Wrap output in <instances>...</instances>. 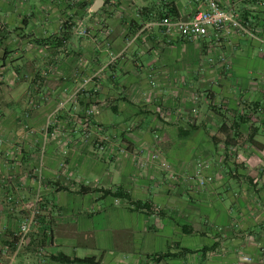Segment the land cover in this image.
Wrapping results in <instances>:
<instances>
[{"label": "crops", "instance_id": "crops-1", "mask_svg": "<svg viewBox=\"0 0 264 264\" xmlns=\"http://www.w3.org/2000/svg\"><path fill=\"white\" fill-rule=\"evenodd\" d=\"M207 1L0 0V264H264V0H217L254 36L153 25ZM87 102L97 133L118 131L100 148L79 129ZM38 172L40 213L13 253ZM81 184L122 188L151 210ZM166 250L178 254L155 259Z\"/></svg>", "mask_w": 264, "mask_h": 264}, {"label": "built area", "instance_id": "built-area-1", "mask_svg": "<svg viewBox=\"0 0 264 264\" xmlns=\"http://www.w3.org/2000/svg\"><path fill=\"white\" fill-rule=\"evenodd\" d=\"M153 25L161 28L162 32L167 35H177L187 39H201L213 31L223 34H238L241 36H250V30H248L237 18L236 14L230 10L223 8L219 1L208 0L204 8L196 10L194 15L189 18L161 16L153 21ZM96 74H89L83 76L79 80V84L75 92L83 90L86 84H89L92 78ZM65 99L59 100L54 111L49 113L45 119V129L51 125V119L56 111L60 110ZM193 111V109H192ZM94 110L92 107L84 108L83 117L78 120L79 129L82 136L87 135V128L92 124V115ZM110 136L109 133H105V138ZM100 148L101 145H98ZM162 166L168 167L165 163L161 162ZM39 181V179H37ZM40 213V193L38 190L34 193L31 207L27 213V218L22 221L15 233L16 241L14 243L13 253H16L24 244L25 237L30 230V227L35 224L37 217ZM13 259L8 258L3 264H13Z\"/></svg>", "mask_w": 264, "mask_h": 264}, {"label": "trees", "instance_id": "trees-1", "mask_svg": "<svg viewBox=\"0 0 264 264\" xmlns=\"http://www.w3.org/2000/svg\"><path fill=\"white\" fill-rule=\"evenodd\" d=\"M166 16H170V17H177L175 14H174V11H173V14H168ZM228 138V135H226L225 137V140H224V147L226 150H229L232 146H233V141L230 140L229 142V138ZM250 181V180H248ZM56 183V182H54ZM57 189L58 190H69V187L67 185H58L57 184ZM76 193H79V194H85V193H99V196L98 197H104L106 195H110L114 198H122L124 199L128 205H130V209H145V210H151L150 209V204L147 202V201H141V200H138V199H131L129 194L123 190L122 188H119V187H116L114 188L113 190L110 189V188H102V187H90L88 185H84V184H81L79 186H77V188L74 190ZM41 200V198H40ZM41 205V204H40ZM181 228V231L183 233H189L191 232V228L188 227L187 225H181L180 226ZM16 241V237L14 236L13 238V243H15ZM14 246V244H13ZM14 248V247H13ZM208 248H202V250H206ZM180 253H188V252H191V250L189 249H186V248H180L179 250ZM178 253H170L169 251H164V252H159L157 254H155V259L158 260L160 258H163V257H166V256H170V255H177ZM50 258L52 260H55V261H59V262H78V263H89L90 261V258H79V257H72V258H68L67 256H64V255H52L50 256Z\"/></svg>", "mask_w": 264, "mask_h": 264}, {"label": "rangeland", "instance_id": "rangeland-1", "mask_svg": "<svg viewBox=\"0 0 264 264\" xmlns=\"http://www.w3.org/2000/svg\"><path fill=\"white\" fill-rule=\"evenodd\" d=\"M251 33V35L250 36H254V34L252 33V32H250ZM200 97V95H198L197 93H196V95L195 94H192V95H190L189 96V110L188 111H184V112H181L184 116L182 117V118H184L185 119V122H190V119H192V117H193V115L195 114V111H196V109H197V102H198V100L200 99L199 98ZM89 102H87V104H88ZM90 105L89 106H86L85 108H88V107H92L93 108V110H94V114L92 115V119L94 120V117L98 114V107L96 106V105H94V104H92V103H89ZM192 109H193V111H192ZM83 114H84V112H83ZM111 115H113V114H111ZM158 115H160V116H165V113H163V112H160ZM79 118H82L83 117V115H82V117L81 116H78ZM95 121H96V119H95ZM187 124V123H186ZM44 125H45V122H44ZM93 126H95L93 123L92 124H90V126L87 128V135L85 136V139H86V141H89L91 144H92V142H96L98 145H101L102 146V143L103 142H108V141H110L109 139H113V138H115V137H118V131L114 128V129H110V130H108V132L107 133H109L110 134V136H108V137H106V139H104L105 138V132H101L100 131V133H97L96 131H95V128L93 127ZM49 127V126H48ZM96 128H98L97 127V125H96ZM46 130H48V128L46 129ZM131 130V129H130ZM129 130V131H130ZM93 147H91L90 148V151H92L93 152ZM126 150V148L125 147H122V146H117L116 147V149H115V152L116 153H119V152H122V151H125ZM41 151H42V149H41ZM40 151V152H41ZM43 152V151H42ZM133 152H135L134 154L135 155H137V154H140V152H139V150H133L132 152H131V154L133 153ZM153 157L152 158H154V157H156L155 155H152ZM161 162L159 161V164H160ZM161 165V164H160ZM161 167H164V166H161ZM37 179H39V181H37ZM86 182H87V180H86ZM203 183V178L202 177H200L199 178V180H198V184H202ZM42 187V177H41V174L38 172L37 173V175H36V178H35V183H34V193L36 192V190H38L39 191V193H40V188ZM41 194V193H40ZM33 197H34V194H33ZM33 199V198H32ZM27 218V216H25V218L23 219V221L25 220ZM75 249H76V253L77 254H79V255H82L81 254V248L82 247H80V246H75L74 247ZM243 259H246V257H244Z\"/></svg>", "mask_w": 264, "mask_h": 264}, {"label": "water", "instance_id": "water-1", "mask_svg": "<svg viewBox=\"0 0 264 264\" xmlns=\"http://www.w3.org/2000/svg\"><path fill=\"white\" fill-rule=\"evenodd\" d=\"M100 1V0H99Z\"/></svg>", "mask_w": 264, "mask_h": 264}]
</instances>
